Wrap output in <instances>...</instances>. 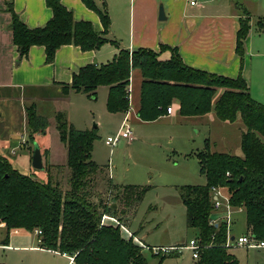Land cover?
<instances>
[{
    "label": "trees",
    "instance_id": "1",
    "mask_svg": "<svg viewBox=\"0 0 264 264\" xmlns=\"http://www.w3.org/2000/svg\"><path fill=\"white\" fill-rule=\"evenodd\" d=\"M82 1L100 16L103 30H98L90 21L75 20L62 0H46L53 11L52 17L46 24L31 28L10 2V29L19 60L27 57L34 45L43 46L46 63H53L58 49L64 45L75 44L89 51L100 49L107 42L117 44L107 37L111 18L105 1L101 6L96 0ZM242 5L236 3L237 8H242V14L248 15ZM249 31V16L240 18L237 53L242 58ZM161 49L171 50L169 60H161L153 49H120L107 63H91L80 68L71 83L63 84L62 93L75 90L96 98L97 89L106 85L108 110L125 113L131 102L132 72L138 70L142 76L138 116L144 122L156 121L167 114L174 100L179 101L180 113L185 116L206 115L214 110L221 121L233 123L240 118L246 127L241 135L243 154L211 151L207 147L197 153L206 184L179 187L187 224L198 229L202 246L196 264H240L226 245L227 221L212 222L216 209L211 189L227 187L230 206L243 209L252 234L264 240V103L252 97L242 74L231 78L193 68L185 64L176 47L162 45ZM220 88L223 91L214 102ZM25 110L26 129L34 142L37 135L46 134L50 122L38 112L35 103ZM55 117L60 140L67 149V162L66 166H51L56 170L69 169V187L65 189L53 182L50 174L45 180L24 174L0 155V224L6 228L3 243L9 244L12 229L32 232L39 229L42 248L73 256L75 264H149L144 248L132 238H125L119 225L102 224V217L109 214L121 222L117 216L126 214L132 206L135 209L152 186L113 185L111 192H116L121 203H107L98 190L104 169L93 160L97 128L77 129L62 111ZM120 204L125 205L123 209ZM171 256H161L160 261Z\"/></svg>",
    "mask_w": 264,
    "mask_h": 264
},
{
    "label": "rangeland",
    "instance_id": "2",
    "mask_svg": "<svg viewBox=\"0 0 264 264\" xmlns=\"http://www.w3.org/2000/svg\"><path fill=\"white\" fill-rule=\"evenodd\" d=\"M261 9L264 13V1ZM258 15L260 14L253 15L250 22L249 35L253 49L251 94L253 98L264 103V28L262 30L259 27L262 20L264 22V18L259 21L260 16ZM259 54L262 56H257ZM130 90L131 99L138 95L137 78L133 81L131 77ZM222 91L223 88H220L214 102ZM2 93L0 142L9 149L12 146L11 141L16 143L18 140L20 143L23 139V143L29 140L32 147L29 151L28 148L20 147L18 144L19 147H16L15 154L10 155V160L13 159V163L20 172L41 177L44 180L48 179V174H50L53 182H58L67 189L69 187V169L67 167L56 170L46 162V167L37 169L29 159V154L31 153L33 156L35 146L39 144L40 148H46L44 152L47 151L46 155L50 157L49 159L56 164L66 166L67 149L60 140L55 117L57 112L65 111V107L68 112L66 103L59 101L52 106L43 102L42 96L39 95L37 97L39 104L32 101L24 93ZM82 93L84 92L72 91V99L67 104L69 103V111L72 110L77 129L97 128L98 138L94 143L93 160L104 169V174L100 177L104 179L100 181L98 186L100 194L109 204L121 203L117 199L116 192H111L113 185L152 186L135 209L134 206L127 209L126 212H131L132 216L129 217L130 223L125 220L121 221L123 226L129 230L130 234L145 244L182 246L180 252H160L158 254L154 253L152 247L150 249L144 248L143 253L149 264H196L197 259L193 257V250L187 246L192 239L196 238L199 242L198 229L189 227L187 224L186 206L181 199L179 187L206 184V177L200 171L197 153L207 147L211 151L243 154L241 135L246 127L242 120L239 118L233 123L221 121L216 117L214 110L206 115L185 116L180 113L179 106V112L176 110L171 117L152 122L131 121L134 139L132 141L122 139L116 146L112 147L105 143V139L108 136H115L120 131L123 116L108 110L109 92L107 87L98 88L96 98L88 97ZM174 101L169 107H176ZM32 103H35L38 112L47 116L50 121L46 134L37 135L39 138L34 142L29 139L25 128L27 127V118L26 123L24 122V108L26 109V106ZM131 104L132 102H130V107L125 113L130 110ZM11 133L16 135V139L10 141ZM3 152V154L7 153ZM216 187L221 189L226 198L229 199L227 187ZM120 205L121 209L125 206ZM114 206L116 207V204ZM229 209L231 210L230 213L226 205L222 206L213 211L212 216H219L221 219L227 217L229 220L228 234L236 238L253 233L248 228L245 211H239L241 208L229 207ZM121 216L122 214L117 217L124 219ZM218 220L220 222V219ZM214 221L212 220V222ZM122 233L123 235L127 234L126 232ZM5 235L6 230L0 228V264H69L70 262L69 257L47 250L31 248V245H40L38 235V238L34 237L32 244L9 242L11 247L3 243ZM125 238L128 237L125 236ZM229 248L237 256L240 264H264V247L246 248L233 244ZM169 255L173 256L160 261L161 256Z\"/></svg>",
    "mask_w": 264,
    "mask_h": 264
},
{
    "label": "crops",
    "instance_id": "3",
    "mask_svg": "<svg viewBox=\"0 0 264 264\" xmlns=\"http://www.w3.org/2000/svg\"><path fill=\"white\" fill-rule=\"evenodd\" d=\"M104 1L111 18L107 37L114 39L117 44L107 42L100 49L89 51H84L75 44L64 45L58 49L54 62L46 63L45 48L39 45L32 46L29 55L19 60L17 47L13 43V34L10 29L12 14L8 10V6L12 2L14 11L28 26L31 28L40 27L46 24L53 15V11L46 4V0H0V103H2V92L5 94L24 93L37 103H39L37 97L41 95V100L52 106L56 102L64 101L68 107V112L66 107L65 111L62 112L67 114L68 120L75 126L76 121L72 110L69 111V103L67 104L72 99V91L74 90L68 94H63L62 86L71 83L73 75L80 68L91 63L97 65L107 63L123 48L130 51L137 48L153 49L159 53L161 60H169L172 52L170 49H161L162 45L176 47L185 64L193 68L231 78H236L242 74L249 83L251 93V86H253L252 40L251 36L248 35L245 40V55L243 58L240 57L237 53V32L240 27V18L249 16L251 22L252 16L258 13L260 14L258 15L260 16L259 21L264 18L261 9L264 0H196L194 5L190 4L188 0H96V3L101 6ZM62 3L73 12L75 20L90 21L98 30H103L100 16L88 8L82 0H62ZM236 3L243 4L242 6L248 15L242 14V8H237ZM160 4H163L164 7L165 20L159 18ZM259 27L263 30V20ZM131 77L133 81L136 78L138 80V95L133 96L132 99L130 95L132 102L130 110L127 113L118 114L123 116L122 121L128 115L130 122L133 120L144 122L138 116L142 76L138 70H134ZM102 86L107 87L109 92L108 86ZM174 105L176 107L173 106V111L167 112L160 119L171 117L176 110L179 112V101L175 100ZM24 112V122L26 123L25 108ZM1 116L2 111H0ZM37 138L39 137L36 136ZM14 139H16V135L11 133L9 140ZM18 144L20 147L28 148L29 151L32 148L29 140L26 143H23V139L20 143L18 140L16 143L11 141L12 146L9 149L0 142V155L6 157L15 168L16 165L13 163V159L10 160V155L15 154L16 147H19ZM45 149L41 147L45 165H47L46 162L48 165H61L49 159L50 157L44 154ZM3 151L7 153L3 154ZM29 159L32 161L31 153ZM239 211H243V209ZM131 216L130 212L121 217H124L122 220L130 223L129 217ZM218 219L222 220L223 218L212 216V220H215L216 224H218ZM0 228L6 230L4 224H0ZM124 236L127 237V235ZM34 237L38 238L36 231L15 228L10 231L9 242L27 245L34 242ZM9 244L8 246L11 247ZM30 247L69 257V264H74L67 254L45 249L40 245H31Z\"/></svg>",
    "mask_w": 264,
    "mask_h": 264
},
{
    "label": "built area",
    "instance_id": "4",
    "mask_svg": "<svg viewBox=\"0 0 264 264\" xmlns=\"http://www.w3.org/2000/svg\"><path fill=\"white\" fill-rule=\"evenodd\" d=\"M188 1L192 5L196 4V0H188ZM172 111H173V107H168L167 112L171 113ZM122 139H125L127 141H132L134 139V133H133L132 126H131L130 119H129L128 115L125 116V118L123 119L120 131L115 136H108L105 139V143L109 146L114 147ZM211 190H212V196H213L215 209H219L222 206L226 205L227 209L230 213L231 210L229 209V207L231 208V206L229 204V199L226 198L225 194L221 191V189L219 190L216 186H214V187H212ZM221 197H222V201H221ZM224 199H225V202H224ZM224 219L227 221V223H229V220L227 217H224ZM102 224H113L116 226L119 225L121 227L122 232H126L128 234V235L126 234L128 238H132L135 243L142 246L143 248H149L150 249V246H147L143 241L137 239L132 234H130L129 230L125 226H123V224L115 216H112L109 214H104L102 217ZM36 233L39 236V238H38L39 243H41L42 238L40 236L42 234V231L38 229V230H36ZM233 244L236 246H241V247H246V248L264 247V241L259 240L252 233H250L249 235H242L238 238L234 237V239H232V236L230 234H228V239H227L226 245H227V247H231V246H233ZM187 247L190 248L191 250H193V257L195 259H198L202 246H201V244H199L197 239L196 238L192 239L190 241V244ZM151 249L156 254H158L160 252L171 253L173 251H179L180 252L182 249V246H154ZM70 258H71L72 262H74V257L72 256Z\"/></svg>",
    "mask_w": 264,
    "mask_h": 264
},
{
    "label": "water",
    "instance_id": "5",
    "mask_svg": "<svg viewBox=\"0 0 264 264\" xmlns=\"http://www.w3.org/2000/svg\"><path fill=\"white\" fill-rule=\"evenodd\" d=\"M159 18L160 20L166 19L163 4H160V7H159ZM32 164L37 169L44 168L43 156H42V152H41V148L39 144H36L35 146L33 156H32ZM232 239H234V237H232Z\"/></svg>",
    "mask_w": 264,
    "mask_h": 264
}]
</instances>
